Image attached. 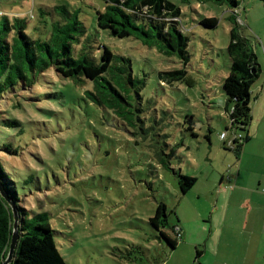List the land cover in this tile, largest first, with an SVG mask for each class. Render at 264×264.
<instances>
[{"label":"rangeland","instance_id":"obj_1","mask_svg":"<svg viewBox=\"0 0 264 264\" xmlns=\"http://www.w3.org/2000/svg\"><path fill=\"white\" fill-rule=\"evenodd\" d=\"M174 1L189 39L185 65L138 39H120L99 29L95 18L96 10L104 7L102 0H0V18L24 17L30 24L38 22L39 8L47 11L63 4L76 11L96 56L98 43L105 44L130 58L134 75L145 77L142 115L161 133H131L110 111L86 98L80 86L48 70L32 89L19 92L21 108L11 107L10 112L21 124L0 136L17 150L0 152L3 182L16 193L21 226L28 228L38 214L46 216L67 264H193V242L202 236L198 220L202 214L206 219L212 207L206 191L219 186L221 174L227 180L238 169L236 152L220 138L221 132L225 139L232 135L222 82L230 65L226 47L233 7L228 0ZM235 1L237 32L264 67V3ZM205 17L218 22L206 26L201 23ZM181 67L188 74L181 81L169 84L158 78L159 71ZM250 92L249 125L234 128L236 134L243 137L247 130L252 137L244 158L264 140V114L256 105L254 85ZM9 105L4 94L0 113ZM189 116L192 130L186 129ZM164 141L171 167L196 179L185 193L154 154L153 144L163 146ZM159 201L166 205L168 222H180L184 234H191L183 235L173 249L148 222Z\"/></svg>","mask_w":264,"mask_h":264},{"label":"trees","instance_id":"obj_2","mask_svg":"<svg viewBox=\"0 0 264 264\" xmlns=\"http://www.w3.org/2000/svg\"><path fill=\"white\" fill-rule=\"evenodd\" d=\"M102 1L104 7L96 10L95 18L99 29L120 39H138L143 45L154 47L163 55L177 56L184 65L189 61V39L180 27L181 10L174 0ZM228 1L233 7V25L229 30L226 47L230 59L229 71L223 79L222 87L230 104L229 128L234 131L235 127H245L249 123L250 86L260 72V65L251 44L237 32V1ZM261 1L264 3V0ZM217 22L215 17H205L201 21L206 26H215ZM93 47L77 12L69 10L63 4L51 6L47 11L39 8L36 24L26 23L24 17L8 18L1 15L0 98L6 94L11 105L3 114L0 113V136H7L8 127L20 126V120L11 116L10 109L21 106L19 92L32 89L47 70L54 77L70 79L73 84L80 86L86 98L110 111L131 133L140 129L144 137L150 134L161 136L159 129L151 123L152 119L142 115L141 90L145 85V77L134 75L128 56L115 53L107 45L99 43L96 56ZM187 75L185 67L158 72V78L169 84L181 81ZM188 119L186 129L192 130L193 118L189 116ZM18 132H21L20 128ZM164 135L168 136L166 133ZM3 139L0 138V152L16 154L17 150L13 149L12 144L8 141L1 142ZM248 139L246 132L240 142L234 141L232 149L236 152V157L242 142ZM168 145L166 141L163 146L153 144L154 154L162 167L175 175L180 191L185 193L196 179L171 167L169 153L164 148ZM224 145L226 147L225 143ZM3 179L4 172L0 162V182L8 199L14 203L19 218V237L9 264H67L54 242L52 228L44 214L31 218L27 223L28 228L21 226L16 193ZM167 217L166 205L159 201L148 222L173 249L182 238V232L178 223L170 224ZM11 229V209L0 195V263L7 254Z\"/></svg>","mask_w":264,"mask_h":264},{"label":"crops","instance_id":"obj_3","mask_svg":"<svg viewBox=\"0 0 264 264\" xmlns=\"http://www.w3.org/2000/svg\"><path fill=\"white\" fill-rule=\"evenodd\" d=\"M251 85L255 87L256 105L264 114V67L261 65ZM251 138L249 135L241 144L236 157L238 169L230 171L227 180L221 174L219 186L206 191L212 207L206 219H202L203 214L199 217L202 236L193 242V264H264V140L244 158L245 146ZM177 223L181 237L191 238V234H184L185 228L180 222Z\"/></svg>","mask_w":264,"mask_h":264},{"label":"water","instance_id":"obj_4","mask_svg":"<svg viewBox=\"0 0 264 264\" xmlns=\"http://www.w3.org/2000/svg\"><path fill=\"white\" fill-rule=\"evenodd\" d=\"M0 195L2 196V198H4L10 209H11V214H12V229H11V237H10V242H9V246H8V250H7V254L5 256V258L2 260V262L0 264H9L12 260L13 254H14V250L16 248L17 245V240L19 237L18 234V214L15 208V205L12 201H10L7 197V194L5 193L2 184L0 182Z\"/></svg>","mask_w":264,"mask_h":264},{"label":"built area","instance_id":"obj_5","mask_svg":"<svg viewBox=\"0 0 264 264\" xmlns=\"http://www.w3.org/2000/svg\"><path fill=\"white\" fill-rule=\"evenodd\" d=\"M231 137L230 138H228V139H225V137H226V134H225V132H221L220 133V138L225 142V144L227 145V146H229V147H233V145H234V141H238V142H240L241 141V139H242V136H240V134H236L235 133V131H233V130H231ZM179 235V234H178Z\"/></svg>","mask_w":264,"mask_h":264}]
</instances>
